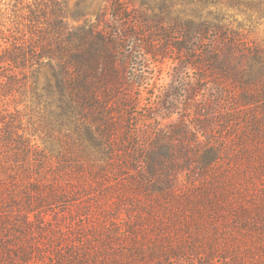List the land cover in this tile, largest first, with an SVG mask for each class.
<instances>
[{"label": "trees", "instance_id": "obj_1", "mask_svg": "<svg viewBox=\"0 0 264 264\" xmlns=\"http://www.w3.org/2000/svg\"><path fill=\"white\" fill-rule=\"evenodd\" d=\"M14 2L0 10V264H264V48L208 9L222 0L187 16L173 0H78L96 10L77 27L64 0ZM131 39L193 58V94L215 89L201 118L130 120ZM17 100L43 108V147Z\"/></svg>", "mask_w": 264, "mask_h": 264}, {"label": "rangeland", "instance_id": "obj_2", "mask_svg": "<svg viewBox=\"0 0 264 264\" xmlns=\"http://www.w3.org/2000/svg\"><path fill=\"white\" fill-rule=\"evenodd\" d=\"M26 1L24 0L25 3ZM28 1L32 2V0ZM64 1L67 4L65 21L69 26L77 27L84 21H94L96 4L93 3L88 11L76 14L75 4L78 0ZM101 1L98 0V2ZM173 2L177 9L186 14L185 16L193 15V0H173ZM222 2V5L216 7L209 5L208 9L220 11L235 29L264 48V15H259L255 11L256 7L249 6L250 0H233L232 2L222 0ZM14 3V0H0V10L3 12L7 7L12 8ZM26 14L23 12L18 20L23 31L27 30ZM8 26L11 27V25ZM127 46L131 54L125 72L132 96L135 98V101L126 109L130 114V120H160L168 125L176 120H190L193 124V120L201 118L196 107L203 106L205 100L206 104L209 100H213L215 89L208 83L205 89L201 87L202 90L198 94H193V84L197 78V72L193 70V58L187 61L189 59L185 51L178 53L175 49L168 51L167 54L170 57L164 59L160 56L152 57L132 39L127 41ZM22 101L17 100L13 102V105L19 103L17 108L23 123L34 134L35 142L43 147L41 138L45 129L40 121L43 108L28 100ZM230 105L221 104L215 108L223 110L230 120H245L246 115L243 112L245 107L236 108L233 112L231 111L233 106ZM173 264L185 263L180 261Z\"/></svg>", "mask_w": 264, "mask_h": 264}]
</instances>
